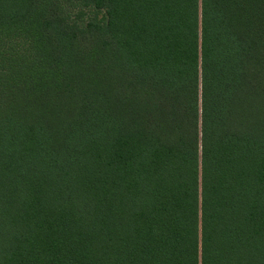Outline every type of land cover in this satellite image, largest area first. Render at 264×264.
<instances>
[{
  "label": "trees",
  "instance_id": "trees-1",
  "mask_svg": "<svg viewBox=\"0 0 264 264\" xmlns=\"http://www.w3.org/2000/svg\"><path fill=\"white\" fill-rule=\"evenodd\" d=\"M0 264H264V0H0Z\"/></svg>",
  "mask_w": 264,
  "mask_h": 264
}]
</instances>
